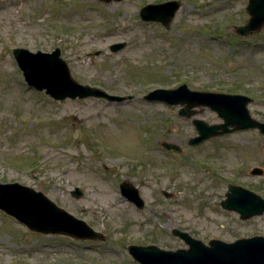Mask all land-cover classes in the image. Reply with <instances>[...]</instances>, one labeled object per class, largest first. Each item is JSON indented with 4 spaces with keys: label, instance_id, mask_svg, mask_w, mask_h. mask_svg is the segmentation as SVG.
Returning a JSON list of instances; mask_svg holds the SVG:
<instances>
[{
    "label": "rangeland",
    "instance_id": "1",
    "mask_svg": "<svg viewBox=\"0 0 264 264\" xmlns=\"http://www.w3.org/2000/svg\"><path fill=\"white\" fill-rule=\"evenodd\" d=\"M165 1L0 0V183L41 192L105 237L30 232L0 210V264H138L128 245L187 249L174 229L205 245L264 236V215L242 221L220 207L228 184L264 199V136L250 129L190 147L196 131L180 106L143 98L182 83L244 93L250 116L264 123V26L235 33L247 0H178L166 28L140 20L141 7ZM114 43L124 47L111 52ZM13 48H58L77 83L125 98L54 101L26 86ZM193 118L221 123L208 108ZM253 167L263 175L250 176ZM122 181L136 187L141 209L120 194ZM74 187L82 197H72Z\"/></svg>",
    "mask_w": 264,
    "mask_h": 264
},
{
    "label": "water",
    "instance_id": "2",
    "mask_svg": "<svg viewBox=\"0 0 264 264\" xmlns=\"http://www.w3.org/2000/svg\"><path fill=\"white\" fill-rule=\"evenodd\" d=\"M177 2L147 6L141 9L142 20H153L166 25L178 9ZM249 18L246 24L236 28L240 35H247L259 30L264 25V0H248L246 6ZM123 44L111 46L112 51L122 48ZM13 54L23 76L29 86L41 91L56 100L87 97H104L109 101L119 100V97L109 96L104 92L77 84L70 77L68 68L59 58V50L46 54H35L23 49L13 50ZM147 100H161L169 104H181L184 107L179 114L187 118L195 114L194 107H209L223 120L217 125H208L201 120H193L198 136L189 140V145L195 146L215 136H221L235 131L259 128L264 134V124L253 120L246 109L249 99L237 95L203 93L189 91L185 85L174 90H155L149 93ZM168 150L179 152L176 145L162 143ZM252 175H261L262 171L254 168ZM122 194L136 206L143 203L137 190L122 183ZM24 193L29 202L19 197ZM76 198L81 196L78 188L71 193ZM166 197L170 195L165 194ZM226 199L221 201L222 208L239 214L241 220L264 214V199L240 186H228ZM0 208L8 215L25 224L30 230L44 234H62L78 239L104 240L103 235L94 232L83 221L74 218L65 210L57 207L42 193L35 192L19 184H0ZM189 245L188 250L164 251L155 246H129L131 256L140 264H264V237L255 236L238 239L232 243L210 240L211 247L204 246L200 241L191 239L186 233L173 230Z\"/></svg>",
    "mask_w": 264,
    "mask_h": 264
},
{
    "label": "flooded vegetation",
    "instance_id": "3",
    "mask_svg": "<svg viewBox=\"0 0 264 264\" xmlns=\"http://www.w3.org/2000/svg\"><path fill=\"white\" fill-rule=\"evenodd\" d=\"M109 3H111V2H109Z\"/></svg>",
    "mask_w": 264,
    "mask_h": 264
}]
</instances>
